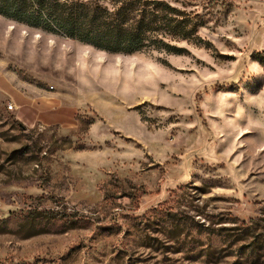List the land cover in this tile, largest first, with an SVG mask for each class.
Wrapping results in <instances>:
<instances>
[{
	"label": "rangeland",
	"instance_id": "374dc122",
	"mask_svg": "<svg viewBox=\"0 0 264 264\" xmlns=\"http://www.w3.org/2000/svg\"><path fill=\"white\" fill-rule=\"evenodd\" d=\"M178 4L179 52L0 14V264H264V0Z\"/></svg>",
	"mask_w": 264,
	"mask_h": 264
},
{
	"label": "trees",
	"instance_id": "16d2710c",
	"mask_svg": "<svg viewBox=\"0 0 264 264\" xmlns=\"http://www.w3.org/2000/svg\"><path fill=\"white\" fill-rule=\"evenodd\" d=\"M179 0H0V14L114 53L179 52L198 24Z\"/></svg>",
	"mask_w": 264,
	"mask_h": 264
},
{
	"label": "crops",
	"instance_id": "0c3cea01",
	"mask_svg": "<svg viewBox=\"0 0 264 264\" xmlns=\"http://www.w3.org/2000/svg\"><path fill=\"white\" fill-rule=\"evenodd\" d=\"M54 92H51V94L50 95H46V97H53V96H55V95H57V94H55ZM42 97V96H41ZM14 103H15V105H16V107L17 108H20V105H18L15 101H14ZM36 122H38V121H36ZM36 122H33V124L34 123H36ZM41 122V121H40ZM74 123V122H73ZM44 124H48V125H51V124H55V123H44ZM73 125V124H72Z\"/></svg>",
	"mask_w": 264,
	"mask_h": 264
},
{
	"label": "built area",
	"instance_id": "2783aa9c",
	"mask_svg": "<svg viewBox=\"0 0 264 264\" xmlns=\"http://www.w3.org/2000/svg\"><path fill=\"white\" fill-rule=\"evenodd\" d=\"M14 107L17 108L16 105H15L13 102H11V103L9 104V108L13 109Z\"/></svg>",
	"mask_w": 264,
	"mask_h": 264
},
{
	"label": "water",
	"instance_id": "95a60500",
	"mask_svg": "<svg viewBox=\"0 0 264 264\" xmlns=\"http://www.w3.org/2000/svg\"><path fill=\"white\" fill-rule=\"evenodd\" d=\"M89 46H91V45H89Z\"/></svg>",
	"mask_w": 264,
	"mask_h": 264
}]
</instances>
